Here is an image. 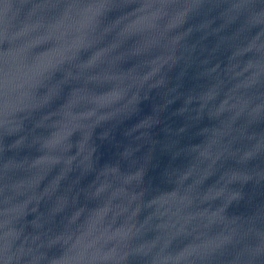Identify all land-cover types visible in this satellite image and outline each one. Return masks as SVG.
I'll list each match as a JSON object with an SVG mask.
<instances>
[{
    "label": "water",
    "instance_id": "obj_1",
    "mask_svg": "<svg viewBox=\"0 0 264 264\" xmlns=\"http://www.w3.org/2000/svg\"><path fill=\"white\" fill-rule=\"evenodd\" d=\"M0 264H264V0H0Z\"/></svg>",
    "mask_w": 264,
    "mask_h": 264
}]
</instances>
